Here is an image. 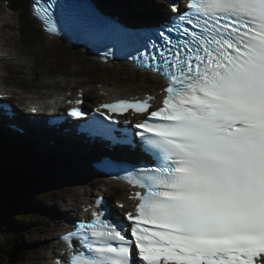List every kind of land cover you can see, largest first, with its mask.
<instances>
[{"label":"snow or ice","instance_id":"obj_1","mask_svg":"<svg viewBox=\"0 0 264 264\" xmlns=\"http://www.w3.org/2000/svg\"><path fill=\"white\" fill-rule=\"evenodd\" d=\"M54 6L63 18L64 5L36 8L50 26ZM171 12L130 34L151 48L139 66L167 82L159 105L149 96L100 106L142 114L134 147L152 166L123 177L143 189L134 213L93 212L62 237L71 255L56 264H264V0H188L186 10L172 2ZM107 23L91 6L68 13L67 26L84 34Z\"/></svg>","mask_w":264,"mask_h":264},{"label":"clouds","instance_id":"obj_2","mask_svg":"<svg viewBox=\"0 0 264 264\" xmlns=\"http://www.w3.org/2000/svg\"><path fill=\"white\" fill-rule=\"evenodd\" d=\"M2 3L7 8H10V7H14L15 8L14 12H16V14H17V20L16 21H17V24H18L17 29L22 30V28H21V20L24 19V18H28L30 26L34 30L41 31L43 37L45 39L47 38V36L45 35L46 33L42 30L40 25L37 22H35V20L32 18V15L30 14V7H31V5L33 3V0H26V6L25 7L22 5V2H17L16 3L15 0H2ZM24 9H26V10H24ZM5 23H6V20H5L4 23L1 24V27H3L5 25ZM0 38H3V37L0 36ZM48 38H50V37H48ZM3 39H5V38H3ZM52 39H54V38H52ZM5 40H7V39H5ZM3 45L5 47L6 53L8 51V53L12 54L10 57H6V53L5 54H0V62H2V64H3L2 66H0V69L3 71V73H0V75H3V74L7 75L5 82H7L8 84H11L13 88L20 89V91H18V92L21 95L25 96L26 94H29L31 96V98L36 99V98H39V96L36 95V91L39 90V91L42 92V94H41L42 98H47V99L53 98L55 95L52 94L51 92H48L46 90V88H49V85H52V84H48V85H44V86H36V87H32L31 84H30L32 81H38L35 78V76L38 73H40L42 75L46 73V72L42 71L43 67L47 68V66H48L47 64H44L46 62L45 58L42 57V56L30 55V58L35 60V62L34 61L31 62V66L33 67V69H31V66L25 65L23 63H19L21 66L30 67V70L26 71V74H27L26 78L22 77V80L27 81L28 83L22 84V83H19V82H14V81H12V75L14 74V72L12 70L14 64L12 62L15 63L16 60H18V58H19V55H18V52H17V49L19 47L15 45V47H13V49L10 50L8 44H3ZM30 45H31V47L33 45L39 47V45L36 44V43H33V44L30 43ZM58 45H60V43ZM78 48H81V47H78ZM78 48H76V46H74L73 48L66 47V48H62V49H59V50L63 51V50L67 49V52H65L66 54L71 55V56H76V57H79V58H83V55H81V51ZM88 54L90 55L89 52H88ZM105 69H108V67L104 68V70ZM108 71H109V69H108ZM52 72H54V70H52ZM52 72H49L47 74L52 75ZM87 73L89 74L90 72L89 71L87 72L86 69H83L80 74H76L77 80L79 81L80 75H84V74L87 75ZM9 75H10V77H9ZM55 75L58 76L56 73H55ZM79 83H80V81H79ZM74 85L75 86H80L81 84H74ZM50 87H52V86H50ZM21 101H23L22 98H21ZM16 108L19 109L18 107H16ZM15 132L19 133L20 131L16 130ZM22 147L23 146H20L18 148V150H17L18 152H16L13 155H11V157L8 156V158L5 160V163L11 164V167H10L11 171L6 172V174L12 173L13 171H16L17 167L18 168L20 167L18 165H19V161H20L21 157H22V160L25 158L24 160H26L31 166L33 165L32 162H35L37 160V159H33V158L29 157V153H31V151L29 149L28 150H24ZM13 148H15V146H12L10 148L6 147L5 149L8 151V150L13 149ZM3 157H4V155L0 154V162H2L1 160H2ZM12 157H15L16 159L15 160L11 159ZM47 164L48 163H44V167H46ZM0 166L2 167V165H0ZM19 169L22 170L21 167ZM34 173H35V171L32 170V172L30 174V177L34 178V179L31 180V181L34 180L32 189H30L29 192H27V196L25 198L21 197V199H20V202L24 203L25 207L29 206V205H27L25 200L29 199V195L34 191V188H36L38 184H43V186H45L44 188H46V190H49L50 188L52 189L50 194H49V197L51 196L50 200L55 198L54 194H58V195L63 194L65 196V198H67L68 196H74L76 199H78L80 197L84 198V196H88L86 193L90 189L89 188L90 187V183L95 181V180H91V179H98L97 177H95L93 175H88V174H80L79 175L77 173H73L72 172L70 174V176L68 177V179H67L68 180L67 185H63V183L60 184L59 182H57V179L52 177L49 172H45L46 173L45 177H43L42 175H39V178L36 175H34ZM13 174L14 173H12V175ZM40 178L41 179L47 178V182L41 181ZM76 180H85L86 181V182H84L82 184V187L80 188V190H77L76 188H73V186H75V184L69 183L70 181H76ZM47 186H48V188H47ZM42 190H43V188H42ZM76 190H77V192H76ZM33 199H34V197H33ZM13 206L14 205H12L11 207H13ZM21 206L22 205H19V207H21ZM10 210H12V213L15 215L14 217L18 216V217H23L24 219L26 218L27 224H25L26 226L22 228L23 230L26 231V229L28 230L29 228H33L35 230V229L38 228V223L32 225L31 222L28 220V218L32 216L31 209H26L25 208V209H23L21 211H17L15 208H12ZM18 213H21V214H18ZM41 245H43V242L41 243Z\"/></svg>","mask_w":264,"mask_h":264},{"label":"rangeland","instance_id":"obj_3","mask_svg":"<svg viewBox=\"0 0 264 264\" xmlns=\"http://www.w3.org/2000/svg\"><path fill=\"white\" fill-rule=\"evenodd\" d=\"M119 1V0H118ZM122 2L125 3V0H120ZM3 11V12H2ZM0 14L3 15L6 19V24L2 27V29H0V36H2L3 38L7 39V42H8V46H9V49L12 50L13 47L16 46H21L20 44V41H19V34H18V29H17V14L16 12H13V11H10L7 9L6 6L3 5L2 3V0H0ZM5 22V21H4ZM2 22V23H4ZM5 43H7L5 40H3ZM60 41H58L57 39H52V38H46V41L44 42V57L45 58V61H54L55 64H57V60H60V57L57 56L56 59H55V53L60 55L59 52H60V46H58ZM78 48V47H76ZM80 51H81V55L85 56L87 58V61L89 63H91V59L90 58L91 56L85 51L83 50L82 48H78ZM28 51V49H27ZM38 51L39 52H42V48H38ZM64 52H67V49L66 50H63ZM52 52H54V54H51ZM90 56V57H89ZM30 61H34V59L30 58ZM18 63V62H17ZM10 66V65H9ZM18 66V65H17ZM16 66V63L14 64L12 70L14 72V74L12 75V81L14 82H19V83H22V84H26L28 83L27 81H24L22 80V77H23V74L26 73V71H29L30 70V67L28 66H23L22 68H25L24 70L23 69H18V67ZM80 68L82 69H86V71H89V75L91 76V78L93 76H96L97 74L99 75L100 72L98 70L95 69V66L94 65H83L81 63H79L77 65ZM53 70V66H47L46 67H43L42 68V71L43 72H46V73H49V72H52ZM82 72V71H81ZM40 79L38 81H32L30 84L32 87H36V86H44V85H48V84H54L56 83V81H58V85L61 86V83H62V80L63 78H60L58 76H54V77H48V75H42V74H39L38 76ZM74 84H80L79 81H76V80H72V85ZM32 166L30 164H28V168L22 170V171H16L13 175H10V174H6V178H18V174L19 173H23L25 172L27 169L31 168ZM52 177L56 178L57 179V182H59L60 184H62L65 180V175H66V172H65V175L63 174L62 171L60 172H51L50 174ZM25 176V175H24ZM85 181H82V180H76V181H70L69 183H73L75 184V186H73V188H76L77 190L80 189L82 187V184L84 183ZM45 186L41 185V184H38L37 185V190L34 192H32L30 195H29V199L25 200V202H29V201H35L33 199L34 198H39L40 196L39 195H42L43 196V190H46V188H44ZM43 188V190L41 189ZM76 190V191H77ZM47 204H51V200L50 199H47ZM26 209H32V204H30L29 206L25 207ZM45 209V208H44ZM36 210H42V209H36ZM10 222L9 220V217L7 216V213L6 211H4L3 209L0 210V226L3 227V222ZM41 228L39 226V230L35 229L32 234L27 235H23L22 236V242L20 241L18 243V245H21L22 243L24 244L23 246L21 247H17L18 250L14 253V257L13 259L11 260V264H23L22 261L25 260L27 257H29L31 254L33 256L34 252L36 251V249L39 248V252H42V250L44 249L43 248V245H41V243L43 242V244L46 242V239L43 238L41 236V233L39 234ZM41 236V238H40ZM21 240V239H19ZM46 248V247H45ZM17 255H19V259L17 260ZM34 257V256H33ZM28 260V259H27Z\"/></svg>","mask_w":264,"mask_h":264},{"label":"water","instance_id":"obj_4","mask_svg":"<svg viewBox=\"0 0 264 264\" xmlns=\"http://www.w3.org/2000/svg\"><path fill=\"white\" fill-rule=\"evenodd\" d=\"M10 11H15L14 7H10L7 8ZM18 34H19V41L21 46H19V48L17 49L19 58L18 60H16V66L18 67V69H25L22 68L23 66H21L19 63H23L25 65L31 66V61H30V55L33 56H42L44 57V47L41 45V42L37 43L39 45V47L33 45L31 47L30 43L33 44V42L27 38L28 34L23 31L18 29ZM38 48H42V52L38 51ZM28 49V51H27ZM51 54H54V52H52ZM60 55L55 53V59L57 56L60 57V60H57V64L54 63V61H47L44 64H47L48 66H53V70L54 72L60 77L63 78L62 83H61V88L60 89H52V90H57L58 92H62V91H67L68 93L74 94L75 90L73 88L72 85V80H77L76 74H80L81 71L83 70L82 68L79 69V67L77 66L79 63L85 65H94L95 69L98 70L99 72L101 70H103L104 68H107L110 65L104 64V63H97V64H91L88 61H86L83 58H79L76 56H71L66 54L64 51H60L59 52ZM46 58V57H44ZM11 62V61H10ZM18 62V63H17ZM13 64H15L14 62H12ZM88 72V71H87ZM26 73L23 74V78H26ZM58 92L52 93V94H56ZM103 92H105V94H109V89L107 88L106 90H104ZM108 98V97H107Z\"/></svg>","mask_w":264,"mask_h":264},{"label":"trees","instance_id":"obj_5","mask_svg":"<svg viewBox=\"0 0 264 264\" xmlns=\"http://www.w3.org/2000/svg\"><path fill=\"white\" fill-rule=\"evenodd\" d=\"M15 2H22V5L25 7L26 5V0H15ZM26 10V9H24ZM21 28L27 33L28 36L27 38L30 39L33 43H39L41 38H42V32L34 30L29 23L28 18H24L21 20ZM4 157L2 158V162H0V205H6L10 209L15 208L17 211H21L25 209L24 203L20 202L21 197H26L27 192H29L30 189H32L31 183L29 181H24V182H17L16 179L11 178H6V172L11 171L10 167L11 164L5 163V160L8 158L7 154H3ZM12 175V173H9ZM45 182H47V178H44ZM2 187V188H1ZM14 205L13 207H11ZM19 205H22L19 207ZM1 209V206H0ZM23 212V211H22ZM21 212V213H22ZM18 213V214H21ZM17 214V213H16ZM23 215V214H22ZM26 219V218H25Z\"/></svg>","mask_w":264,"mask_h":264},{"label":"bare ground","instance_id":"obj_6","mask_svg":"<svg viewBox=\"0 0 264 264\" xmlns=\"http://www.w3.org/2000/svg\"><path fill=\"white\" fill-rule=\"evenodd\" d=\"M104 1V3L103 4H108L107 3V1L106 0H103ZM144 1V0H143ZM99 2H102V0H100ZM145 2V1H144ZM147 4V3H146ZM148 5V7H149V11H150V13H151V10L153 9L152 7H154V5L153 4H147ZM26 6V5H25ZM3 12V11H2ZM170 17V16H169ZM5 17L3 16V15H1L0 14V29H2V27H1V24H2V22H4L5 21ZM6 24V23H5ZM0 42H2V40H0ZM12 54H10V53H8V51H7V53H6V57H10ZM104 60H106V61H109V57H108V55L107 54H104ZM143 74H147V75H150V76H152L151 74H149V73H146V72H143ZM6 74H3V75H0V78L2 79V81H4L5 82V80H6ZM154 77H157V78H159L158 80L160 81V80H162V76H160L159 74H157V75H155ZM140 85V84H139ZM141 86V85H140ZM147 86V85H146ZM139 88V87H138ZM61 96L62 97H66V98H68L69 96H68V94L67 93H61ZM29 112V111H28ZM28 114H26V116H27ZM22 117H25V116H22ZM52 119V118H51ZM53 120H54V118H53ZM65 124H66V121H65ZM92 127H94V125H91V126H86L85 127V131H86V133L87 134H89V133H91V129H92ZM4 135V133L3 132H1L0 131V137L1 138H3L4 140V143H7V141H9L10 143L11 142H13V143H15L14 142V139H11V138H9L8 136H6V137H4L3 135ZM71 135H73V134H71ZM75 136V135H74ZM73 136V137H74ZM9 139H11V140H9ZM8 145H9V143H8ZM39 147V145L37 144V148ZM24 150H26V148H24V147H22ZM29 150L31 151V153H29V157H31V158H34L35 156H34V151H35V153L37 154V153H39L38 151L39 150H37L36 148H35V150H34V146L33 145H31V147L29 148ZM90 152V151H89ZM90 154H91V152L89 153V157H90ZM81 163L82 164H84V165H86V167H87V169H89V170H92L93 169V167H91V166H89L88 165V163H86L85 161H83L82 159H81ZM102 178H105V176H103ZM101 178V179H102ZM4 180H6V177L5 178H3ZM91 180H99V179H91ZM82 181H85V180H82ZM115 181L117 182V183H119V184H122V183H124L125 182V180H123V179H115ZM86 182V181H85ZM78 190H80V189H78ZM77 192V191H76ZM111 195V194H110ZM54 196H55V198H53L52 200V202H53V205L56 207L57 205H58V203H60V200L61 199H64L65 198V196L63 195V194H60V195H58V194H54ZM67 214H70V212L68 211L67 212ZM52 230V228H50L49 227V224H47V226H46V230ZM26 231H27V229H26ZM57 231H58V228H55L54 230H52V231H50V232H47V233H43V234H41V236L43 237V238H45L46 239V242L43 244V250H42V252H39V248L38 249H36V251L34 252V254H33V258H32V260L30 261V259H28V258H26L25 260H23L22 262H23V264H43V262H44V260H45V258H46V254H47V252H48V250H50V253H52L53 252V249H52V244L54 245L56 242H57V235H56V233H57ZM18 243H19V240L17 239V240H15V245H16V247H18L19 245H18ZM46 247V248H45ZM28 259V260H27Z\"/></svg>","mask_w":264,"mask_h":264}]
</instances>
